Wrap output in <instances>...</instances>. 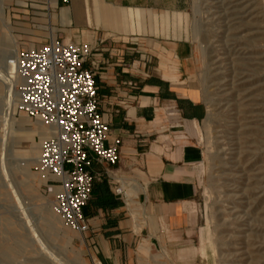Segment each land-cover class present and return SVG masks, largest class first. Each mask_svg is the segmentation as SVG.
I'll list each match as a JSON object with an SVG mask.
<instances>
[{"label": "crops", "instance_id": "0c3cea01", "mask_svg": "<svg viewBox=\"0 0 264 264\" xmlns=\"http://www.w3.org/2000/svg\"><path fill=\"white\" fill-rule=\"evenodd\" d=\"M193 6V0H0V43L14 39L20 49L62 37L91 47L84 65L95 73L109 141L122 140L117 164L93 160V192L84 207L90 229L73 231L96 264H139L150 250L191 243L204 228L201 135L209 108ZM27 117L36 125L27 134L36 136L39 156L51 129ZM33 164L44 190H59V181L41 177Z\"/></svg>", "mask_w": 264, "mask_h": 264}, {"label": "rangeland", "instance_id": "374dc122", "mask_svg": "<svg viewBox=\"0 0 264 264\" xmlns=\"http://www.w3.org/2000/svg\"><path fill=\"white\" fill-rule=\"evenodd\" d=\"M193 1L209 108L201 135L204 228L191 243L150 250L139 264H264V0ZM14 42L0 43V70ZM7 91L0 81V264H96L84 238L53 212L52 193L31 173L38 146L27 130L36 125L18 103L9 107ZM8 130L12 147H5Z\"/></svg>", "mask_w": 264, "mask_h": 264}, {"label": "built area", "instance_id": "2783aa9c", "mask_svg": "<svg viewBox=\"0 0 264 264\" xmlns=\"http://www.w3.org/2000/svg\"><path fill=\"white\" fill-rule=\"evenodd\" d=\"M90 50L88 43L52 37L41 46L20 48L15 57L17 108L51 129L40 143L34 169L59 181V190L52 192L53 212L79 233L90 229L84 207L93 192L92 162L117 164L122 144L121 138L109 141L95 73L84 65Z\"/></svg>", "mask_w": 264, "mask_h": 264}, {"label": "bare ground", "instance_id": "6f19581e", "mask_svg": "<svg viewBox=\"0 0 264 264\" xmlns=\"http://www.w3.org/2000/svg\"><path fill=\"white\" fill-rule=\"evenodd\" d=\"M18 50H19V47H18L17 43L14 42L13 53H11L10 56L3 55L2 61L3 62L5 61L4 62L5 65H4V69L0 70V81L3 82L4 84H6V86L8 87V91L10 90L9 92H11V93H8V91H7V93L10 94L9 95L10 96V99H9L10 100L9 101V107L12 108V109H14L16 107V104L18 103V90H17V85H18V83H19L20 80L17 78V76H14V71L15 70H16L15 72H16V75H17V69H16V64H15V57H16V53H17ZM6 60H7V62H6ZM16 79H17V83H16ZM7 119L8 120L6 121V123H7L8 126H10L12 119H11L10 116ZM11 135H12V131L11 130H8L7 135H6V138L4 140V142L6 143L5 147H12V145H10V144H13L11 142ZM4 155H5V153H4ZM10 186L13 187V185H10ZM16 194H18V193H16ZM18 197H20V196H18Z\"/></svg>", "mask_w": 264, "mask_h": 264}]
</instances>
